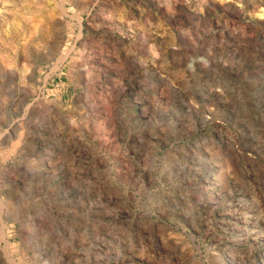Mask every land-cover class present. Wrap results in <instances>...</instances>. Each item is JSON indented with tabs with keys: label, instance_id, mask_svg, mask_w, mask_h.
Instances as JSON below:
<instances>
[{
	"label": "rangeland",
	"instance_id": "rangeland-1",
	"mask_svg": "<svg viewBox=\"0 0 264 264\" xmlns=\"http://www.w3.org/2000/svg\"><path fill=\"white\" fill-rule=\"evenodd\" d=\"M0 264H264V0H0Z\"/></svg>",
	"mask_w": 264,
	"mask_h": 264
}]
</instances>
